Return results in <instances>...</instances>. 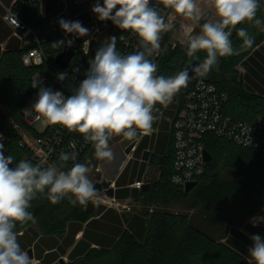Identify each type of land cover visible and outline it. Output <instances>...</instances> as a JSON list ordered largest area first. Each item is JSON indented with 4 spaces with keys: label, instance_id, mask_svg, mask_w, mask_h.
Instances as JSON below:
<instances>
[{
    "label": "trees",
    "instance_id": "1",
    "mask_svg": "<svg viewBox=\"0 0 264 264\" xmlns=\"http://www.w3.org/2000/svg\"><path fill=\"white\" fill-rule=\"evenodd\" d=\"M32 3L37 4L36 1H31ZM261 4L257 16L264 20V0H261ZM90 9V3L80 4L76 0H68L67 8L64 9L62 6L61 10L52 14L46 13L43 8L42 20L36 25L30 23L32 27L40 28L45 37L42 48L48 60L42 66L27 67L23 64L22 57L31 45L24 47L16 38H10L5 51L0 50V101L6 107V113L0 111L2 136L0 143L4 145L5 155L14 157L13 166L20 159L33 162L31 152L24 145L23 137L16 130L14 121L21 123L32 136H39L37 131L26 123L24 109L38 92V88L31 86L32 82L38 75H44L55 65L56 57L67 45L65 33L58 23V16L65 10L73 18L70 21H75L83 18ZM40 10L30 5L21 16L27 20L28 16L36 15ZM238 27H247L250 34L255 35L253 48L240 55L220 58L219 70L207 81L229 94V101L225 107L226 115L238 121L253 123L259 116L264 115V33L258 32L248 24ZM118 31L119 29L115 35L116 47L124 54L118 42ZM11 34L12 31L0 19V44L11 37ZM170 35L158 64V75L176 74L185 57L188 62H202L205 58L206 53L203 51L197 54V58L187 55V47L179 45L174 48L172 43H169ZM77 39V44L83 41L79 37ZM59 40H64L65 44L52 46L53 42ZM232 41L236 48L242 43L235 33ZM94 42L84 62L87 66H89L88 61L93 59L95 54ZM78 47L77 45L75 48L78 50ZM82 58L79 51L69 69H72L74 63ZM239 68H243L245 74H241ZM56 72L58 74L62 71ZM192 81L194 80L189 83ZM78 85L68 76L64 81H59L56 76L55 87L63 91L66 96L71 95V89ZM179 95L180 93L176 96ZM205 142L206 150L211 154L212 159L206 165L205 175L197 181V186L189 193L171 183L174 150L169 152L164 161L152 159L153 163H161V178L149 191H142L141 198L147 207L165 208L166 211H154L149 220L144 214H142L144 219L132 213H123L120 216L117 211H106L105 207L91 202L86 206H73L67 198L53 205L45 196H39L29 209L34 214L36 222L17 227L22 250H28L35 244L36 259L40 264H58V260L77 242V235L83 232L82 239L77 242L69 255L72 264L91 262L92 259L97 258L108 259L112 264H248L233 239L228 236V228L239 227L240 222H227L226 225L220 222L215 225L210 217L238 197L237 194L241 190L240 183H243H218L217 173L222 168L233 170L237 167L249 177L247 180L252 184L251 195L245 200L253 207L251 215L264 208V160L252 150L238 147L213 135L206 136ZM143 148L144 146L140 151ZM99 162L100 160L95 158L94 149L85 154L83 163L87 166L97 170ZM211 179L213 180L208 185ZM180 207L182 213L172 212L173 209ZM193 211L195 213H189ZM98 217L100 219H97ZM123 223L127 225V229L123 226L112 227L114 224ZM244 238L247 239L245 236ZM93 245L98 248H92ZM46 247L51 248V252L45 255Z\"/></svg>",
    "mask_w": 264,
    "mask_h": 264
},
{
    "label": "clouds",
    "instance_id": "2",
    "mask_svg": "<svg viewBox=\"0 0 264 264\" xmlns=\"http://www.w3.org/2000/svg\"><path fill=\"white\" fill-rule=\"evenodd\" d=\"M165 8L177 16L199 22L204 12L198 0H162ZM215 20H206L198 33L187 35V55L197 57L206 53L202 62L190 65L174 75H158L157 64L152 59L161 48L162 33L171 31L172 25L165 22L154 6L153 0H96L91 11L100 21H111L123 31L134 33L139 39L140 50L122 54L117 50L116 37L101 45L84 79L71 89V95L45 87L39 78L32 82L38 88L37 99L32 109L36 118L43 117L50 125H61L69 132L81 134L94 147L97 160H111L113 153L109 140L120 136L128 141L140 135H150L154 122L159 119L156 105L167 107L180 90L187 86L191 74L204 78L218 65L220 58L240 55L253 48L256 37L250 34L248 24L264 33V20L257 13L261 0H211ZM67 34H89L80 21L63 18L58 21ZM233 33L242 41L233 46ZM72 41H68L70 45ZM64 40L53 42L58 47ZM198 58V57H197ZM68 74H57L59 81ZM73 149L75 145H70ZM0 143V264H36L29 251L22 250L17 227L36 218L29 210L32 202L45 196L53 205L67 198L73 205L86 206L89 202L100 203L99 190L89 179L90 169L85 163L75 162L78 152L59 154L56 163L45 166L20 159L13 166L14 157L5 155ZM72 161L69 167L68 162ZM248 251L254 264H264V238L259 234L250 237Z\"/></svg>",
    "mask_w": 264,
    "mask_h": 264
},
{
    "label": "built area",
    "instance_id": "3",
    "mask_svg": "<svg viewBox=\"0 0 264 264\" xmlns=\"http://www.w3.org/2000/svg\"><path fill=\"white\" fill-rule=\"evenodd\" d=\"M31 1H36L37 4H31ZM153 2L160 15L165 18V22L173 25V22L169 21L172 10L165 8L162 0H153ZM2 4V0H0V5ZM30 5L41 10L38 14L28 16L27 20H24L21 15L24 14ZM42 9V0H16L10 7H5V14L2 16L3 21L12 29L11 38L21 41L24 47L31 45V48L22 57V62L27 67H39L48 60V56L42 48L45 40L43 32L40 28L30 25V23L36 25L42 20L44 17L41 13ZM58 18L61 19L62 14ZM96 22L95 20L94 24ZM98 34H100V29L98 27L92 28L89 31V37L80 44H77L78 37L75 34L72 38L64 34L67 44L68 41H72L70 45L75 49V56L80 51L83 58L76 61L72 69H69L70 65L67 69H60L56 64L52 66L51 69L54 71L55 77L57 76L56 71L60 70L66 72L68 77L79 84L84 79V73L89 67L84 62L90 54L91 45ZM169 34L170 31L162 33L160 51L152 58L157 67ZM118 42L124 54L140 50L139 39L132 32L119 29ZM77 45L79 46L78 50L75 48ZM0 47L4 50L6 46L1 45ZM36 79H38V76ZM39 79L43 81L44 86L48 84L47 79ZM48 87L53 89V91H61L55 87V84ZM179 93V109L172 124L174 164L171 183L175 187L185 190L189 183L197 182L205 175L207 165L205 160V151H207L205 138L208 135L227 140L238 147L252 150L264 160V115L259 116L253 123L238 121L226 115L225 107L229 101V94L222 92L215 84L205 80H194L188 83ZM156 108L159 111L154 110L153 114L161 112L160 108ZM36 116L37 114L33 109L31 114L25 113L26 123L33 129L36 123L43 120V117L37 119ZM37 133L39 136L34 137L25 129L22 134L24 145L30 150L33 163H42L45 166L56 163L62 151L78 152L75 162L83 163L85 154L94 149L93 145L85 141L81 134L69 132L61 125L49 124L47 128L43 131H37ZM124 140L122 138L120 142L122 143ZM137 144L132 152L136 151ZM70 145H75V148L73 149ZM71 163L73 162H68L69 167ZM144 186L143 182H138L134 185L139 190H142ZM100 203L110 208L122 205L115 198L108 197L105 192H103Z\"/></svg>",
    "mask_w": 264,
    "mask_h": 264
},
{
    "label": "crops",
    "instance_id": "4",
    "mask_svg": "<svg viewBox=\"0 0 264 264\" xmlns=\"http://www.w3.org/2000/svg\"><path fill=\"white\" fill-rule=\"evenodd\" d=\"M14 1L16 0H2L3 4L0 5V19L2 21H3L2 16L5 14V7H10ZM42 1H43V8L46 11V0H42ZM67 1L68 0H60L59 5L62 3V6L65 9L67 8ZM76 1H78L80 4L90 3V8L93 7V5L96 3V0H76ZM100 1L102 4L103 0ZM55 11L57 10L55 9L54 12ZM65 13L66 12L64 10V12H62V15H64ZM5 25L12 31V29L6 23ZM99 29H100V34H98L97 38L98 39L102 38L101 39L102 45L108 43V38H107L109 32L108 28L106 26H103L102 28ZM110 30L114 32L113 36H115L117 34L118 28L113 26ZM11 37H9L3 44H0V46L1 45L6 46ZM96 39L94 41H96ZM0 50L5 51V49L2 50L1 47ZM179 103H180L179 98L178 96H176L174 98V102H172L166 108L161 105H156V107L160 108L161 112L154 114L159 117V119H157L153 124L154 131L150 135H144V136L141 135V138L137 142L138 144L135 152H132L130 155L126 156L124 154L125 151L124 147L122 151L117 149L114 152H112L116 160L119 157L121 158V162L118 165L119 173L117 174V176L113 177V169H114L113 166L116 163H113L112 159L106 160V164H104V162L102 161V165L100 166V168L98 167L97 171L99 172L101 171V167L103 168L104 165L105 169L102 180H104V178H107L106 179L107 181L112 182L111 187H113L115 190L114 198L117 201H119L121 204H127L128 202H133V203L139 202L140 204L143 203V200L141 198V192L149 191L153 185L159 182L162 174L161 163L160 162L153 163L152 159L156 158V161H164L167 159L169 152L171 150L173 151L172 124L177 115L179 109ZM143 146L144 148L142 149V151H140V148ZM146 151L150 153L149 159L147 161L143 159V156ZM138 182H143L145 184L142 190H139L136 187H134V185ZM147 185L150 186L149 189H146ZM98 205L101 207H105L107 209L106 211H117L120 216L123 215V213H132L133 215L139 216V218L142 219L145 218L142 215L143 213L139 212L137 209H130L129 211L127 210L120 211L119 209L116 208L107 207L102 203H99ZM259 217L261 216L259 215ZM97 219H100V217H98ZM121 226H123L124 229L128 228L125 223L119 225L118 224L112 225L113 228L115 227L122 228ZM253 234H259L262 238H264V227L255 226L252 223L250 224L247 223L239 227L230 226L228 228V236H230L233 239L234 244L236 245L237 248L240 249L242 256L247 260L248 264H254L248 251L249 247H251L252 245V241L250 237ZM111 236L113 237V235H109V237ZM244 236L247 237V239L244 238ZM82 237H83V232L77 235L76 241L77 242L80 241ZM225 241L226 240H223V242ZM77 242L75 243V245L77 244ZM34 245L29 249H33V256L35 258V262H38V264H40V261L36 259V252ZM75 245L69 248L67 254L65 256H62L57 263H60V261L65 257L69 258V255L73 251ZM92 248H98V247L96 245H93ZM29 249L25 251H29ZM44 250H45L44 252L45 255L51 252L50 251L51 248L46 247L44 248Z\"/></svg>",
    "mask_w": 264,
    "mask_h": 264
},
{
    "label": "rangeland",
    "instance_id": "5",
    "mask_svg": "<svg viewBox=\"0 0 264 264\" xmlns=\"http://www.w3.org/2000/svg\"><path fill=\"white\" fill-rule=\"evenodd\" d=\"M101 3V1H100ZM198 3L200 4L203 12H204V18L201 19L198 23L190 20H186L183 17L177 16L173 11H171V17L169 19L170 22H173L171 31H170V40L169 43H172L173 47H177L179 45H182L184 48L187 47V35L188 33H198L200 29V25L203 24L206 20H215V12L214 9L210 7L211 0H198ZM62 8V3L56 8V10H61ZM92 9V7H91ZM62 18L65 20H72L71 15L68 13H65L62 15ZM84 18V19H83ZM83 18L81 19H76L75 21H80L82 25L89 29L90 31L92 28H102L103 26H106L108 28V40H110V37L113 36V31L110 30L114 25L111 23H107L106 21H100L98 20L97 16L90 10L88 11V14L86 13ZM97 21L94 24V21ZM105 24V25H104ZM65 33V32H64ZM69 38H72L74 34H67L65 33ZM79 37V36H78ZM89 37L88 35L80 36L79 39H87ZM102 38L96 39L94 43V50H96L102 45ZM94 52V53H95ZM241 74H245V70L243 68L238 69ZM38 78H44L48 80V84L45 85V87H48L49 85H54L56 83V77L54 71L49 68L48 71L45 72L44 75H38ZM264 79V77H263ZM252 91H254L252 88H250ZM251 93V92H250ZM254 93V92H252ZM180 100V96H178ZM37 99V94L35 98L26 105L24 112L26 114H31L32 112V104L33 102ZM0 111L3 113H6V107L4 104L0 101ZM14 125L16 130L22 135L25 132V128L21 125L19 122L14 121ZM49 126V123L47 122L46 119L43 118L42 121L38 122L34 126V130L36 131H43L45 128ZM122 137L117 136V137H112L109 140V147L112 152L115 150H123V145L120 142ZM120 139V140H119ZM102 161L104 164H106V160H101L99 162V168L102 165ZM112 162L116 163L113 167V177L117 176L119 173L118 165L121 162V158H116L113 155ZM210 163V162H208ZM90 169L89 172V179L95 184L96 182L102 181L103 179V174H104V165L103 168L101 167V171L94 170L92 167L88 166ZM217 181L218 183H238V182H243L241 184V190L237 194L238 197H235L233 201H231L228 205L221 207L215 215H212L210 219L214 222L215 225H217L220 222H223L224 225H226L227 222H232V223H238L240 222L241 225L247 224V223H252L255 226H260L264 227V208L260 209L255 215H251L250 212L252 211V208L248 202L245 200V198L249 197L251 195L250 188L252 187V184L249 179V177L245 174L244 171L240 170L239 168H234L233 170H230L229 168L227 169H221L217 173ZM101 180H98V179ZM107 179V178H104ZM213 179L208 181V185L212 182ZM103 193H99L100 197H102ZM128 204V205H127ZM127 204H122L121 206L116 207V209H119L120 211H129L130 209H137L139 212L143 213L144 215L148 216V219L150 220L151 217L154 214V211L162 210L166 211L165 208H157V207H147L145 203H133V202H128ZM128 207V208H126ZM169 211V210H168ZM171 211V210H170ZM175 214H180L183 212L180 208H175L172 210ZM190 214L195 213L189 212ZM196 215V214H195ZM259 215L261 216L259 218ZM258 216V218H256ZM209 219V218H208ZM64 263L63 264H72V262L69 260L68 257L63 258ZM38 264V262H36ZM60 264V263H58ZM78 264H112L109 262L108 259H92L91 262H80Z\"/></svg>",
    "mask_w": 264,
    "mask_h": 264
},
{
    "label": "water",
    "instance_id": "6",
    "mask_svg": "<svg viewBox=\"0 0 264 264\" xmlns=\"http://www.w3.org/2000/svg\"><path fill=\"white\" fill-rule=\"evenodd\" d=\"M60 0H46V11L48 14H52L54 12V10L57 8V6L59 5ZM75 56V49L72 45L67 44L64 47V50L56 57L55 59V64L57 65V67H59L60 69H67L71 63V61L73 60ZM197 63H200L198 61H194V62H188L187 61V57H185V59L182 61V63L180 64L177 72H179L180 70L184 69V68H189L190 65H195ZM217 70H219V64L217 66H215L210 73L207 75V77L201 78L196 76L194 73L191 74V78L189 81L191 80H209V78L215 73L217 72ZM189 71L191 72V69L189 68ZM176 72V73H177ZM189 83V82H188ZM185 88V87H184ZM183 89V88H182ZM181 89V90H182ZM180 90V91H181ZM141 138V135L138 136L135 140L133 141H128V140H124L122 142L123 147L125 148L124 154L126 156L130 155L132 153L133 148L136 146L137 144V140H139ZM150 153L149 152H145L143 159L145 161H147L149 159ZM212 159L211 154L208 151H205V160L206 162H210ZM95 187L97 190H99V193L101 192H105V194L110 197V198H114L115 197V190L112 186V182L111 181H107L106 179L96 182ZM197 186V182H192L189 183L185 189V191L187 193H189L190 191H192L195 187ZM149 185L146 186V189H149ZM29 254L31 256H33V249H29ZM34 257V256H33ZM64 263V259H62L60 261V264Z\"/></svg>",
    "mask_w": 264,
    "mask_h": 264
},
{
    "label": "bare ground",
    "instance_id": "7",
    "mask_svg": "<svg viewBox=\"0 0 264 264\" xmlns=\"http://www.w3.org/2000/svg\"><path fill=\"white\" fill-rule=\"evenodd\" d=\"M256 218H258V216H257ZM259 218H260V217H259Z\"/></svg>",
    "mask_w": 264,
    "mask_h": 264
}]
</instances>
